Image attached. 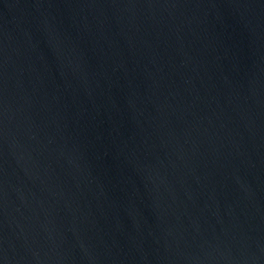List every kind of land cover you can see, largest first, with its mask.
I'll return each mask as SVG.
<instances>
[{
	"label": "water",
	"instance_id": "95a60500",
	"mask_svg": "<svg viewBox=\"0 0 264 264\" xmlns=\"http://www.w3.org/2000/svg\"><path fill=\"white\" fill-rule=\"evenodd\" d=\"M0 264H264V0H0Z\"/></svg>",
	"mask_w": 264,
	"mask_h": 264
}]
</instances>
